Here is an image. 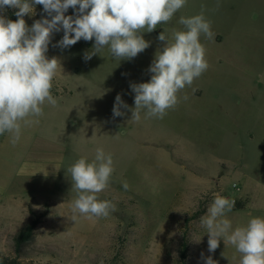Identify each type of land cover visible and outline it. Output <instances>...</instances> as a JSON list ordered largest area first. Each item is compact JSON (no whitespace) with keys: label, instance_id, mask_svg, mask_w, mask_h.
<instances>
[{"label":"rangeland","instance_id":"1","mask_svg":"<svg viewBox=\"0 0 264 264\" xmlns=\"http://www.w3.org/2000/svg\"><path fill=\"white\" fill-rule=\"evenodd\" d=\"M249 1L187 0L171 21L142 34L150 42L148 62L143 53L120 61L107 47L86 61L94 38L63 48V29L53 32L46 56L62 67L51 89L57 106L46 103L39 123L23 128L15 145L10 134L0 135L1 254L14 256L12 238L28 209L37 208L47 214L19 252L24 264H174L185 230L188 264H206L209 256L216 264H240L241 254L223 239L209 252L201 217L217 195L236 201L227 213L233 228L264 217V135L253 141L243 80L254 51L264 47V19L254 18L264 16L257 11L264 7ZM202 5L214 34L200 37L207 70L178 93L179 103L163 119L146 118L144 111L139 121L131 119V85L150 81L149 68L165 44L160 33L183 30L180 17L200 14ZM17 11L7 8L4 15L15 21L10 13L17 19ZM65 15L76 12L69 8ZM46 17L34 5L24 19L31 28ZM117 95L128 106L120 108L122 116L113 114ZM97 148L112 155L114 166L97 197L116 210L88 218L72 211L76 192L67 169L81 157L91 162Z\"/></svg>","mask_w":264,"mask_h":264},{"label":"clouds","instance_id":"2","mask_svg":"<svg viewBox=\"0 0 264 264\" xmlns=\"http://www.w3.org/2000/svg\"><path fill=\"white\" fill-rule=\"evenodd\" d=\"M186 3L187 0H0V135L10 134L15 145L23 128L39 123L46 103L57 106L51 89L62 67L56 57L46 56L54 31L63 29V38L58 42L63 48L94 38L92 50L84 55L86 61L106 47L120 61L131 60L150 46L142 34L171 21ZM34 5H42L50 19L37 20L29 28L24 16L34 13ZM7 8L18 9L15 21L4 15ZM69 8L75 10V17L65 15ZM178 22L183 30L173 29L170 37L163 31L158 37L165 44L149 68L150 81L131 85L135 93V106L130 109L133 120L141 119V111L146 118L163 119L179 103L178 93L208 68L200 37L203 34L213 38L214 34L211 22L204 16V6L200 14L181 16ZM121 107L128 108L117 95L114 116L124 114ZM67 171L76 192L73 213L88 218L108 217L110 211L116 210L115 204L97 197L109 186L114 172L110 153L97 148L91 162L81 157ZM123 187L127 190L126 182ZM235 202L217 195L201 217L208 234V250L214 252L223 239L241 254L240 264H264V217H253L246 225L233 228L227 213ZM206 264L216 262L209 256Z\"/></svg>","mask_w":264,"mask_h":264},{"label":"crops","instance_id":"3","mask_svg":"<svg viewBox=\"0 0 264 264\" xmlns=\"http://www.w3.org/2000/svg\"><path fill=\"white\" fill-rule=\"evenodd\" d=\"M256 6L264 7V0H250ZM258 12L264 11L261 9L257 10ZM254 18L264 19V16H261L256 13ZM254 34V33H253ZM162 49V48H161ZM148 50V49H146ZM144 50L142 54L144 62L147 61L148 53ZM160 50V49H159ZM146 51V52H145ZM207 62L208 58L205 57ZM264 47L259 49L257 52L254 51L253 62L250 65V68L247 69L245 76L243 77L244 82L246 83L248 90V99L250 101V111L248 112V117L253 119L252 130H253V141H257L260 138V135H264V126L259 127V123L264 124ZM148 62V61H147ZM258 143V142H256ZM264 149V144H259ZM257 148V146H256Z\"/></svg>","mask_w":264,"mask_h":264},{"label":"trees","instance_id":"4","mask_svg":"<svg viewBox=\"0 0 264 264\" xmlns=\"http://www.w3.org/2000/svg\"><path fill=\"white\" fill-rule=\"evenodd\" d=\"M10 13V17H12L14 20H16ZM47 211L46 209H37V208H29L28 209V218L23 224L22 227L18 229L15 236L12 238V244H13V251L14 256H7L0 253V264H24L19 259L21 258L19 252L20 250L28 243L33 241L34 239V231L39 224V222L46 216ZM200 214H202V211H196L195 213H192L191 215H188L184 222L186 225H188V222L192 219H195ZM188 230H185L182 232L179 244H178V253L176 257L174 258V264H188V252H189V239H188ZM25 264H32L31 262L25 263Z\"/></svg>","mask_w":264,"mask_h":264}]
</instances>
